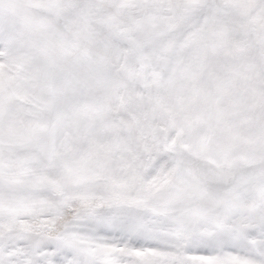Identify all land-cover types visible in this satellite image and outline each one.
<instances>
[{
    "label": "snow or ice",
    "instance_id": "6c2138e0",
    "mask_svg": "<svg viewBox=\"0 0 264 264\" xmlns=\"http://www.w3.org/2000/svg\"><path fill=\"white\" fill-rule=\"evenodd\" d=\"M0 264H264V0H0Z\"/></svg>",
    "mask_w": 264,
    "mask_h": 264
}]
</instances>
